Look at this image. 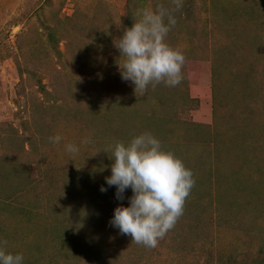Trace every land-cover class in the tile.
Wrapping results in <instances>:
<instances>
[{
    "label": "rangeland",
    "instance_id": "374dc122",
    "mask_svg": "<svg viewBox=\"0 0 264 264\" xmlns=\"http://www.w3.org/2000/svg\"><path fill=\"white\" fill-rule=\"evenodd\" d=\"M157 4L0 0V241L24 264H264V0H183V80L136 95L113 41ZM143 132L195 181L156 248L112 227L132 191L105 182L104 149Z\"/></svg>",
    "mask_w": 264,
    "mask_h": 264
},
{
    "label": "clouds",
    "instance_id": "9594fccd",
    "mask_svg": "<svg viewBox=\"0 0 264 264\" xmlns=\"http://www.w3.org/2000/svg\"><path fill=\"white\" fill-rule=\"evenodd\" d=\"M170 5L137 9L132 26L124 27L118 40L114 38V47L122 57V62H117L121 79L134 86L136 95L145 93L150 85L176 87L183 80L185 55L166 40L177 23L175 13L183 7V0H170ZM61 139L56 135L49 137V142L58 144ZM65 150L72 154L79 151L71 143ZM104 151L112 161L106 185L115 186L118 200L124 199L127 189L132 191L127 206H116L110 224L131 242L156 248L183 214L195 183L191 169L150 132L135 135L129 142L118 140ZM100 191H107V187L102 185ZM0 264H24V256L7 251L0 241Z\"/></svg>",
    "mask_w": 264,
    "mask_h": 264
}]
</instances>
